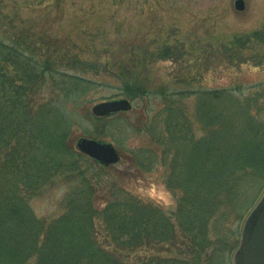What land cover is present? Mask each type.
<instances>
[{
  "label": "trees",
  "instance_id": "16d2710c",
  "mask_svg": "<svg viewBox=\"0 0 264 264\" xmlns=\"http://www.w3.org/2000/svg\"><path fill=\"white\" fill-rule=\"evenodd\" d=\"M251 41L264 45V27L232 43ZM41 42L14 19L0 22V264H231L244 217L264 190V79L149 88L107 64L57 57ZM173 57L176 49L158 52ZM254 58L264 65V50ZM90 74L114 76L125 96L145 100L130 132L147 141L130 148L128 171L159 170L169 207L136 196L112 176L114 165L69 141L75 120L63 103L86 96L96 83ZM121 113L93 116L83 134L113 139ZM57 179L67 185L62 212L36 216L30 200Z\"/></svg>",
  "mask_w": 264,
  "mask_h": 264
},
{
  "label": "rangeland",
  "instance_id": "374dc122",
  "mask_svg": "<svg viewBox=\"0 0 264 264\" xmlns=\"http://www.w3.org/2000/svg\"><path fill=\"white\" fill-rule=\"evenodd\" d=\"M234 1L0 0V22L14 19L21 31L44 39V51L49 48L57 57L74 55L84 61L107 64L115 73L122 70L129 76L143 78L149 88L162 82L172 89L215 88L264 79V65H254V56L263 52L264 45L251 41L238 47L232 43L235 37L264 27V0H244L242 10L235 8ZM253 12L258 18L251 29L228 23L232 15L245 20ZM162 48L176 49L180 57L158 59ZM89 76L96 83L91 84L86 96L63 103L64 112L75 120L69 141L75 146L80 137H89L82 131L93 129V104L128 98L132 108L116 120L120 129L113 130V139H95L111 142L123 156L113 164L115 179L141 199L169 207L173 196L160 181L159 170L138 177L128 171L130 148L147 141L145 134L130 132L132 122L140 123L145 100L125 96L121 81L114 76ZM47 92L49 88L43 92L44 98ZM148 97L150 107L160 104L152 95ZM116 141L122 142L123 152ZM52 182L29 202L38 217L51 219L62 212L67 185L59 179Z\"/></svg>",
  "mask_w": 264,
  "mask_h": 264
},
{
  "label": "water",
  "instance_id": "95a60500",
  "mask_svg": "<svg viewBox=\"0 0 264 264\" xmlns=\"http://www.w3.org/2000/svg\"><path fill=\"white\" fill-rule=\"evenodd\" d=\"M234 6L237 10L244 9V0H235ZM131 108L132 102L128 98H118L97 102L90 110L94 116L103 117ZM76 148L105 166L116 164L120 160V154L111 142L80 137ZM231 264H264V190L244 217Z\"/></svg>",
  "mask_w": 264,
  "mask_h": 264
},
{
  "label": "clouds",
  "instance_id": "9594fccd",
  "mask_svg": "<svg viewBox=\"0 0 264 264\" xmlns=\"http://www.w3.org/2000/svg\"><path fill=\"white\" fill-rule=\"evenodd\" d=\"M258 15L256 12H253L248 19L239 20L234 15L228 18V23L235 24L238 27L251 29L256 26Z\"/></svg>",
  "mask_w": 264,
  "mask_h": 264
},
{
  "label": "bare ground",
  "instance_id": "6f19581e",
  "mask_svg": "<svg viewBox=\"0 0 264 264\" xmlns=\"http://www.w3.org/2000/svg\"><path fill=\"white\" fill-rule=\"evenodd\" d=\"M75 146H76V143H75ZM78 150V149H77ZM79 151V150H78Z\"/></svg>",
  "mask_w": 264,
  "mask_h": 264
}]
</instances>
